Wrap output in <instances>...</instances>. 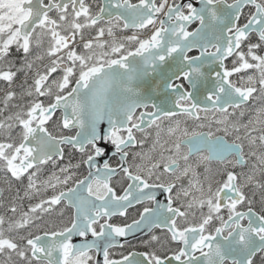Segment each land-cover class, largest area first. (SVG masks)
I'll use <instances>...</instances> for the list:
<instances>
[{"label": "snow or ice", "instance_id": "6c2138e0", "mask_svg": "<svg viewBox=\"0 0 264 264\" xmlns=\"http://www.w3.org/2000/svg\"><path fill=\"white\" fill-rule=\"evenodd\" d=\"M0 264H264V0H0Z\"/></svg>", "mask_w": 264, "mask_h": 264}, {"label": "flooded vegetation", "instance_id": "af4514ba", "mask_svg": "<svg viewBox=\"0 0 264 264\" xmlns=\"http://www.w3.org/2000/svg\"><path fill=\"white\" fill-rule=\"evenodd\" d=\"M81 171H82L83 174H86V172H87L86 168L85 169H82ZM136 242L137 241H133V243H136Z\"/></svg>", "mask_w": 264, "mask_h": 264}]
</instances>
